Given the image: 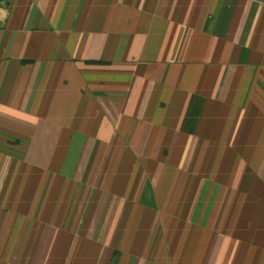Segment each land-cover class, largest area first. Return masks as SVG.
<instances>
[{"label":"crops","instance_id":"1","mask_svg":"<svg viewBox=\"0 0 264 264\" xmlns=\"http://www.w3.org/2000/svg\"><path fill=\"white\" fill-rule=\"evenodd\" d=\"M0 264H264V0H0Z\"/></svg>","mask_w":264,"mask_h":264}]
</instances>
